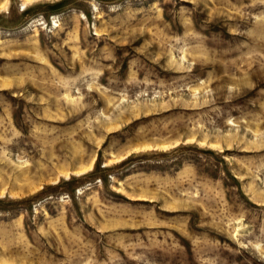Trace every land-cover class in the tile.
<instances>
[{
    "label": "rangeland",
    "instance_id": "obj_1",
    "mask_svg": "<svg viewBox=\"0 0 264 264\" xmlns=\"http://www.w3.org/2000/svg\"><path fill=\"white\" fill-rule=\"evenodd\" d=\"M0 0V264H264V0Z\"/></svg>",
    "mask_w": 264,
    "mask_h": 264
},
{
    "label": "bare ground",
    "instance_id": "obj_2",
    "mask_svg": "<svg viewBox=\"0 0 264 264\" xmlns=\"http://www.w3.org/2000/svg\"><path fill=\"white\" fill-rule=\"evenodd\" d=\"M31 0L24 2L23 6H26V4L30 3ZM1 9V8H0Z\"/></svg>",
    "mask_w": 264,
    "mask_h": 264
}]
</instances>
